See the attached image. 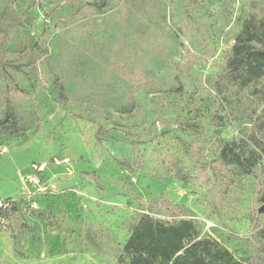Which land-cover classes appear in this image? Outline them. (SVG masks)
Here are the masks:
<instances>
[{"label": "rangeland", "instance_id": "374dc122", "mask_svg": "<svg viewBox=\"0 0 264 264\" xmlns=\"http://www.w3.org/2000/svg\"><path fill=\"white\" fill-rule=\"evenodd\" d=\"M67 1L42 0V9L31 10L37 27L15 32L7 47L8 59L13 60L20 53L18 43L24 44L28 38L39 41L50 57L63 44L73 43L93 51L97 61L85 68H73L71 81L63 91L54 83L53 60L49 57L41 63L49 84L43 85L25 108L38 111L43 119L42 128L37 135H31L28 144L12 142L5 146L7 153H0V195L4 199H23L17 202L20 213H12L7 220L0 218V264H115L129 237L127 223L147 211V203L151 202L155 204V219H193L202 235L219 241L237 259L251 257L257 264L264 263V252L259 253L253 246L255 239L250 227V219L261 208L254 202L257 180L239 176V186L231 193V201L216 217L204 212L209 190L202 185L184 189L172 179L166 161L169 154L176 153L192 171L187 146L199 141L208 153L213 140L220 137L244 143V157L255 164V171L264 180V105L252 99L250 107L257 114L234 122L232 111L237 103L230 91L215 89L208 82L224 69L226 54L250 16L252 0H195L192 18L199 35L209 41V49L205 52L206 62L197 64L190 78L185 76L183 92L136 91L132 103L121 83L116 87V101L102 106L92 103L96 91L93 79L109 77L106 63L111 53H104L96 43L82 39L85 23L77 21L73 9H64ZM164 1V20L158 25L151 26L144 10L137 5L130 10L122 30L111 0H107V9L97 18V24L102 26L110 44L121 37V56L129 66H135L141 57L144 70L168 82L173 74L171 60L180 64L183 57V48L172 36L169 11L174 3L181 19L183 9L182 0ZM11 2L0 0V10ZM46 22L51 26L49 38L42 36ZM194 37L186 45L201 49L198 36ZM60 92L70 101L63 107ZM216 99L223 102L219 109L214 108ZM214 111L222 121L213 117ZM258 118L261 125L254 130L258 143L254 144L248 133ZM98 124L108 133L104 151L95 146ZM121 156L141 159L136 175L116 167L111 157ZM141 203L145 204L143 208ZM29 207L45 210L50 218L30 216ZM167 207L176 214H171ZM22 217L31 226L21 242L23 257L15 254L10 230ZM92 225H97L93 231L97 244L86 248L84 231Z\"/></svg>", "mask_w": 264, "mask_h": 264}, {"label": "trees", "instance_id": "16d2710c", "mask_svg": "<svg viewBox=\"0 0 264 264\" xmlns=\"http://www.w3.org/2000/svg\"><path fill=\"white\" fill-rule=\"evenodd\" d=\"M116 9V20L122 30L132 8L141 6L151 26L158 25L164 20L161 8L164 0H111ZM195 0H182V18L176 14L175 4L169 11V24L172 36L183 48L182 63L171 60L173 74L168 82H164L151 72L141 67V57L137 58L135 66L128 65L121 56L122 40L108 41L102 26L97 24V18L107 9V0H97L90 3L84 0H68L64 9H73L77 21L84 22L81 28L82 39L94 42L104 53H111L106 63L109 77L103 79L94 77L96 91L92 95L95 106L115 102L116 87L123 83L124 92L132 103L135 102L134 92H148L152 94L163 92H183L186 78H190L197 64L205 63L209 49V41L199 35L197 24L193 21ZM42 0H12L10 5L0 10V151L12 142L24 146L30 142L31 135H37L43 124V119L37 110L25 108L30 98L37 94L43 85L49 84L41 69V63L49 58V51L44 49L39 41L27 39L24 44L18 43L19 56L8 59V45L13 41L15 32L28 31L37 27L36 18L31 10L42 9ZM67 26V25H65ZM51 26L45 23L43 35L49 38ZM198 36L201 49L193 50L186 45ZM138 53H141L139 49ZM140 55V54H139ZM56 71L54 83L61 91L71 81L73 68H85L94 65L97 55L83 47L65 43L50 57ZM23 79L28 86L22 84ZM215 89L229 90L237 103L232 111L234 122L246 121L254 117L257 112L250 107L252 99L264 105V0L251 1V13L243 29L235 36L234 45L226 54L224 69L213 79L208 81ZM61 106L70 103L69 99L60 92ZM223 102L216 99L214 108H221ZM218 121L222 117L217 112L212 113ZM261 125V118L254 121L248 137L258 144L253 137L255 128ZM108 133L101 124L95 132V146L98 150H106L105 144ZM192 161L193 170L189 171L184 160L176 153L167 156L172 179L184 189L194 185H202L209 190V198L204 204V212L220 217L225 205L231 201V193L239 186L238 177L247 176L257 180L254 202L257 207L264 206V180L255 171V164L244 157V143L228 142L216 137L208 153L199 141L187 146ZM1 156V154H0ZM116 167L130 175H136L141 168V159L121 156L111 157ZM264 161V149H263ZM12 203L6 211H0V218H7L14 212L20 213L19 201L12 198L5 199ZM148 210L133 216L127 223L128 239L118 253L115 264H257L251 257L237 259L233 253L221 245L210 235H202L198 223L193 219H177L164 222L155 219L153 202L147 203ZM145 206L141 203L140 208ZM180 208V207H179ZM171 214L176 212L167 207ZM27 212L38 219H49L45 210L31 209ZM259 214L250 219V227L254 236V248L264 252V220ZM97 225H92L84 231V245L94 247L97 242L93 231ZM11 236L14 251L23 257L21 252L23 236L31 230L27 220L22 217L11 225ZM264 264V263H262Z\"/></svg>", "mask_w": 264, "mask_h": 264}, {"label": "built area", "instance_id": "2783aa9c", "mask_svg": "<svg viewBox=\"0 0 264 264\" xmlns=\"http://www.w3.org/2000/svg\"><path fill=\"white\" fill-rule=\"evenodd\" d=\"M0 153H1V154L7 153V148H2ZM11 207H12V203L6 201L5 199H3V198L0 196V211H6V210H9V209H11Z\"/></svg>", "mask_w": 264, "mask_h": 264}, {"label": "water", "instance_id": "95a60500", "mask_svg": "<svg viewBox=\"0 0 264 264\" xmlns=\"http://www.w3.org/2000/svg\"><path fill=\"white\" fill-rule=\"evenodd\" d=\"M259 214H264V206L259 209Z\"/></svg>", "mask_w": 264, "mask_h": 264}, {"label": "crops", "instance_id": "0c3cea01", "mask_svg": "<svg viewBox=\"0 0 264 264\" xmlns=\"http://www.w3.org/2000/svg\"><path fill=\"white\" fill-rule=\"evenodd\" d=\"M1 196V195H0ZM4 199V198H3Z\"/></svg>", "mask_w": 264, "mask_h": 264}]
</instances>
